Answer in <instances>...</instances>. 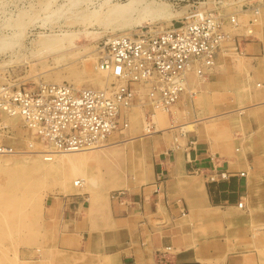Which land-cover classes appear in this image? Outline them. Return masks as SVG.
<instances>
[{"label":"rangeland","instance_id":"rangeland-1","mask_svg":"<svg viewBox=\"0 0 264 264\" xmlns=\"http://www.w3.org/2000/svg\"><path fill=\"white\" fill-rule=\"evenodd\" d=\"M144 1H154L166 5L170 12H173H171L173 17L171 20L153 18L151 21L142 20L140 23H136L135 21L140 18V15L137 14L132 22L124 23L126 26L123 29H115L111 33L110 30H106L97 24H90L88 20H92V17L88 13L86 14V10L83 11V9L87 8L88 11L100 10L102 13L109 6L115 3H124L125 0H0V24L6 22L14 24L21 20L24 27L21 39L11 38L8 40L10 41L9 45L12 46L11 50L0 52V83H9L15 87L26 89H34L42 84H68L77 89L78 87H80L79 89L93 88L85 74L83 75L84 63L91 57L87 69L88 73L95 75L98 58L102 53L103 42L106 38L113 36V34L122 33L126 35L158 33L178 25L183 21L187 12L193 10L195 6H202L204 3L206 8L214 9L213 0ZM220 1L221 5L217 10L226 16L236 13L238 26L237 28L226 27L230 39L224 42L217 51L219 53H216L213 67L207 71L204 78H198L192 71L187 73L186 86L173 104L176 114H172V106L168 109L169 122L178 126L194 122L195 127L185 132L178 129L162 130L155 132L150 137L127 141L124 142V145L123 143L117 144V146L111 147L115 154L113 153L109 159H106L105 163H98L91 159L86 160L79 166V169L87 177L92 178L91 189L86 186V189L82 190L83 192H73L72 190L76 187L70 185L68 190L71 192L63 189L59 184L51 188H43L44 191L41 189L38 201L32 199L29 207L24 208L26 213V217H24L25 226L17 229L8 226L6 238L0 239V264H110L112 261L106 256L100 260L99 256H93L88 251L71 254L58 248L57 242L60 231L55 217L56 209L49 206L74 196L86 199L87 203L80 214L93 220L98 243L104 237L109 240L111 233L108 224L105 222V215L109 214V205L111 202L116 203L125 196L132 195L138 187L146 185L149 180L148 173L151 170V158L159 140L164 144L176 145L183 150L188 139H212L215 142L230 141L235 138L234 136L241 133L245 139H250V144L245 145L246 149L256 152L253 166L257 171L256 177L264 183V107L253 109L251 106L253 91L264 89V63L259 64L262 68L260 76L253 77L250 68L251 59L245 58L249 57L250 54L235 51L232 42L235 37L238 41L243 42L244 36H246V25L251 17V8L256 7L258 14L255 16L257 21L252 30L254 35L246 40L257 43L260 54L264 55V0ZM74 2H76L75 5ZM100 6L102 7L100 8ZM78 15L81 17L83 15V17L80 18ZM117 23L119 22L108 23V27L116 26ZM40 34H56L59 35V38L64 39V42L61 45L58 44L56 49L48 47L40 43ZM74 36H77L76 40ZM68 38L72 39L73 45L67 44ZM217 65L221 67V70L215 73ZM74 72L75 74L77 72L78 76L82 78L78 85L73 81ZM55 78L59 79L60 83L52 81ZM102 78L104 84L110 81L109 78L106 80L105 76ZM129 109L126 112L128 126L123 132L115 133L116 139H123L127 130L132 131L133 122L137 124V128L132 132V135L141 134L144 120L149 123L151 130L162 129L167 126L165 122L162 125L155 123L154 117L157 114L164 116V111L152 109L145 99L143 90L136 96L133 106ZM134 116H136L135 120H133ZM4 122L11 129L10 135L4 138V143L14 149L25 150L28 132L25 130L22 121L18 118L17 122L13 124L9 119L4 118ZM175 137L178 138L176 143ZM254 137L255 139H253ZM108 141L109 144L111 140ZM106 144L104 146L108 145ZM144 147H147L146 153L142 151ZM15 157H18L15 158L18 161L25 162L24 159H21L22 157ZM68 167V164H62L58 166V169L67 170ZM113 174L114 176H112ZM74 178L79 179V177ZM52 179L53 177L49 176L46 181L50 183ZM111 181L118 182L122 186L116 189L114 186H110ZM5 187L6 174L0 171V188ZM109 187L112 188L109 189ZM118 192L124 193V196L116 200L114 195ZM260 195L264 196V191ZM10 212L12 211L10 210ZM3 217V213L0 212V220ZM6 218L11 222L14 216L9 215ZM100 220L101 222L98 223Z\"/></svg>","mask_w":264,"mask_h":264},{"label":"crops","instance_id":"crops-1","mask_svg":"<svg viewBox=\"0 0 264 264\" xmlns=\"http://www.w3.org/2000/svg\"><path fill=\"white\" fill-rule=\"evenodd\" d=\"M238 45L251 55L245 58L252 76H260L264 55L257 43ZM251 97L253 109L264 107V89ZM234 137L188 139L184 150L159 140L146 185L110 203L109 240L98 243L93 220L80 214L86 199L53 203L58 248L106 256L114 264H264V183L253 166L256 152L245 147L250 139Z\"/></svg>","mask_w":264,"mask_h":264},{"label":"built area","instance_id":"built-area-1","mask_svg":"<svg viewBox=\"0 0 264 264\" xmlns=\"http://www.w3.org/2000/svg\"><path fill=\"white\" fill-rule=\"evenodd\" d=\"M213 5L214 9L204 3L195 6L178 25L158 33L106 38L97 67L112 79L102 89L68 84L26 89L0 83V154L14 152L4 143L11 133L4 117L19 116L52 151L66 153L102 147L112 134L124 131L126 112L142 88L152 109L168 110L183 91L187 73L204 78L217 51L230 39L226 27L238 26L236 13L219 12L220 0H213ZM257 14L258 9L251 8L243 42L253 37ZM232 42L233 49L241 51L236 37ZM221 176L226 178L225 173ZM122 196L118 192L114 199Z\"/></svg>","mask_w":264,"mask_h":264},{"label":"bare ground","instance_id":"bare-ground-1","mask_svg":"<svg viewBox=\"0 0 264 264\" xmlns=\"http://www.w3.org/2000/svg\"><path fill=\"white\" fill-rule=\"evenodd\" d=\"M75 3L76 2H74V5H75ZM101 7L102 6H100V8ZM83 11H85L86 14L88 13L89 16L92 17V20H88L90 24H97L98 26L105 28L106 30H110L111 33H113L115 31V29H123L124 26H126V24H124V23H126L127 21H128V23L132 22L135 15H137V14L140 15V18L137 21H135L136 23H140L142 20L151 21V19H153V18L171 20V18L173 17V14H172L173 12L171 11L172 12L171 13L170 10L166 7V5L161 4V3H156L154 1L147 2L144 0H125L124 3H115L112 6H109L107 8V10L105 12H102V13L100 10L88 11L87 8H84ZM79 17L82 18L83 15H82V17H81V15ZM18 18H19V16H18ZM83 20H84V18H83ZM68 21H70V20H68ZM86 21H84V22H86ZM114 22H119V23H117L118 25L112 26L109 28L108 23H114ZM66 23H69V22H66ZM23 33H24V27H23V23L21 20L17 21L14 24H11L8 22L1 23L0 24V52L3 53L7 50H11L12 46L9 45L10 41H8V40L11 38L21 39L23 37ZM47 35L46 34L45 35H42V34L39 35L40 43L42 45L56 49V48H58V44L61 45V43L64 42L63 41L64 39L58 37L59 35H56V34L55 35L54 34L53 35L47 34ZM67 35H69V34H67ZM116 35L121 36V35H126V34H123V33L122 34H113V36H116ZM76 38H77V36L75 37V40H76ZM67 44L73 45L72 39L67 40ZM79 49H81V48H79ZM217 53H219V52H217ZM36 56L38 57V55H36ZM54 56H55V54H54ZM41 59H43V58H41ZM90 61H91V57L85 61V63H84L85 69L82 67L84 69L83 75L85 74L86 79L89 81L90 85L93 88L95 87V89H102L105 87V84H106V82L104 84V82H103L104 80L102 81V79H103L102 76H105L106 80L108 78L111 80L112 77L111 76L109 77L106 72L100 71V69L97 67V65H96L97 71H96L95 75L88 73L87 68L90 64ZM52 62H54V61H52ZM55 67H58V66H55ZM73 75H74L73 81H75L76 84L78 85L80 83V79L82 80V78L80 76H78L79 74L77 72H76V74L74 72ZM61 77H63V76H61ZM55 79L52 81H55V83H60L59 79H57V78H55ZM42 85H46V84H42ZM74 85H75V83H74ZM79 88L80 87H78V89ZM142 89L145 90V88H142ZM171 108H172V110H171L172 114L175 115L176 109H174L173 105ZM160 110L161 109H158V111H160ZM162 111H164V116L158 115V114L156 116L154 115L155 116L154 121L156 124L160 123L162 125L163 122L166 123L167 126H165L162 129L156 128V129L151 130L149 123H146V121L144 120L141 134L132 135V132H134L137 128V124H135V122H133L132 131L127 130V134L123 139H116L115 134H112L111 137L109 138L111 140V142L109 144L107 143L108 144V145L106 144L107 146H104V147L102 146V147L95 148V149H89V150H83V151H77V152H66V153L58 152V153H56V152L52 151L48 145L44 144L40 140V138L34 134V132L31 129L24 126L25 130L28 132V138L26 139V142H25L26 143V149L25 150H22V149L18 150V149H14L12 147L14 149L13 153L6 154V155L0 154V171H3L6 174V187L2 188V189L0 188V210H1L0 212H2L3 216L5 217V218L4 217L1 218V220H0V239L6 238V235H7L6 231H7V229H9L8 226H10V228H14V229L21 228V227L25 226L26 220L24 219V217H26V213L24 210L29 207L32 199L38 201V198L40 195L39 191L41 189L51 188L52 186H54L56 184L61 185L62 188L65 190L66 189L68 190L70 185L73 187H76V189L72 190L73 192H76V191L83 192L82 190L86 189V186H87V188L91 189V187L93 185L92 178L87 177L83 172H80V169H79V166L83 162H85L86 160L91 159V160H96L98 163L99 162L105 163V160L109 159L111 157V155L115 152L114 149L113 150L111 149V147L117 146V144L123 143V145H124V142H127V141H134L135 139L150 137L155 132L162 131V130L166 131L167 129L168 130L169 129L170 130H177L178 129L179 131L185 132V131H188L189 129H193L195 127L194 122H188V123L180 124V126L174 125L172 122H169V111L168 110H162ZM138 115H139V113H138ZM141 116H140V119H142ZM135 117L136 116H134L133 120H135ZM4 118L9 119L10 122H12L13 124H15L17 122L18 118L22 121V119L19 116L4 117ZM22 123L24 125L23 121H22ZM22 130H23V128H22ZM180 136H181V134H180ZM177 140H178V138L175 137L174 138L175 143ZM174 147L178 148L176 145ZM123 149H124V147H123ZM142 151L146 153L147 147H144L142 149ZM15 156L22 157L21 159H24L25 162L18 161L17 159H15L18 157H15ZM21 162H23V163H21ZM62 164H68L69 165L68 169L67 170L58 169V166L62 165ZM21 168H23V169H21ZM98 168H99V171H101L100 167H98ZM19 169H21V170H19ZM112 172H113V170H112ZM106 173H107V171H106ZM21 174H22V176H21ZM49 176L53 177V179L50 183L46 181V178ZM112 176H114V174ZM74 177H79V179H76ZM86 182H88V183L86 184ZM121 182H122V180H121ZM110 183H111L110 186H112V187L114 186L116 189H117V187L122 186V184H118V182H112L111 181ZM112 187H109V189ZM43 191H44V189H43ZM68 191H71V190H68ZM41 198H42V196H41ZM10 210L12 212H10ZM27 213L30 214L29 212H27ZM9 215L14 216V218L11 220V222L6 218V216H9ZM13 232H15V231H13ZM112 263L114 264L115 262L114 261L110 262V264H112Z\"/></svg>","mask_w":264,"mask_h":264}]
</instances>
